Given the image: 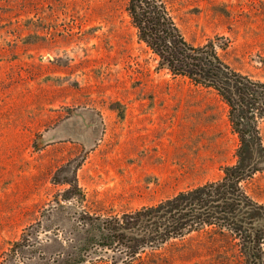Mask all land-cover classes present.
Wrapping results in <instances>:
<instances>
[{
  "label": "rangeland",
  "instance_id": "rangeland-1",
  "mask_svg": "<svg viewBox=\"0 0 264 264\" xmlns=\"http://www.w3.org/2000/svg\"><path fill=\"white\" fill-rule=\"evenodd\" d=\"M167 2L188 42L226 37L225 61L264 80V0ZM236 147L224 102L158 67L125 0H0V264L11 250L25 252L18 264L68 255L79 212L122 215L216 181ZM249 194L264 204V176ZM229 255L195 234L140 261L99 250L86 264Z\"/></svg>",
  "mask_w": 264,
  "mask_h": 264
},
{
  "label": "trees",
  "instance_id": "trees-1",
  "mask_svg": "<svg viewBox=\"0 0 264 264\" xmlns=\"http://www.w3.org/2000/svg\"><path fill=\"white\" fill-rule=\"evenodd\" d=\"M125 2L139 43L156 58L158 67L214 92L227 106L237 139L235 162L223 166L216 181L133 212L107 216L79 212L74 238L69 240L76 242L72 251L49 264H86L99 250L117 252L129 263L140 261L148 252L155 254L195 234L229 242L225 264H264V204L249 194V186L264 176V80L242 74L225 61L228 38L217 36L202 45L188 42L167 0ZM11 252L15 259L25 253ZM15 259L9 263L5 259L4 264H18Z\"/></svg>",
  "mask_w": 264,
  "mask_h": 264
}]
</instances>
